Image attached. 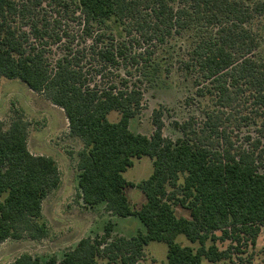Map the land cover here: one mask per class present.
I'll return each instance as SVG.
<instances>
[{"label":"trees","instance_id":"16d2710c","mask_svg":"<svg viewBox=\"0 0 264 264\" xmlns=\"http://www.w3.org/2000/svg\"><path fill=\"white\" fill-rule=\"evenodd\" d=\"M44 4L48 7L44 8ZM253 9L241 0H0V79L19 80L62 110L77 153L78 197L101 203L117 217L135 216L136 235L81 239L61 260L28 254L12 264H139L150 242L167 246V264H216L254 247L264 227V149L260 140L235 146L223 126L224 110H247L244 124L264 117V62L254 58L255 36L246 28ZM114 18L122 35L104 30ZM80 28L79 42L69 25ZM194 31L180 68L198 97L214 100L201 126L174 122L181 137L163 136L162 111H153L150 136L132 133L129 122L142 110L144 81L159 71L156 51L174 36ZM60 55L51 60V48ZM115 112L116 122L107 116ZM27 123L0 121V243L43 240L42 202L60 184L55 161L27 147ZM264 136V122L258 131ZM249 139V138H247ZM249 141V140H247ZM149 157L152 173L136 185L123 174L133 159ZM145 197L133 210L125 188ZM188 211L177 218L172 206ZM178 236L195 250L175 243ZM230 243L219 251L217 242ZM207 243H210L209 245Z\"/></svg>","mask_w":264,"mask_h":264},{"label":"rangeland","instance_id":"374dc122","mask_svg":"<svg viewBox=\"0 0 264 264\" xmlns=\"http://www.w3.org/2000/svg\"><path fill=\"white\" fill-rule=\"evenodd\" d=\"M253 9L254 4L264 0H241ZM48 7L44 4V8ZM246 28L255 36L257 49L254 58L264 62V15L254 13ZM104 30L116 38L122 35L121 26L114 18L106 21ZM69 33L79 42L80 28L69 25ZM194 31H185L171 38L160 47L153 57L159 71L151 73L142 87V110L129 122L132 133L150 136L154 130L151 118L153 111H162L164 137L172 141L181 137L173 123H184L191 118L201 126L206 112L218 109L209 97H198L193 78L180 68V60L187 57L194 40ZM78 34V35H77ZM51 60L60 55V49L51 48ZM221 116L223 126L235 143V146L248 145L260 140L264 149V136H259V129L264 122L258 118L250 124H244L241 116L247 114L242 107L236 111L224 110ZM23 119L27 127V147L31 154L52 158L58 168L60 184L42 202V221L48 227V236L39 241L27 239L7 240L0 243V264H12L19 256L28 254L45 260L51 256L61 260L64 254L72 250L84 238L102 236L108 223L111 225V238H130L145 228L135 217H117L108 213L101 203L94 207L85 206L78 197L76 167L77 153L81 143L68 136V124L61 109L53 106L42 96L32 92L19 80L0 79V121L8 127L15 118ZM110 122H116L119 115L115 112L107 116ZM249 138V139H247ZM249 140V141H247ZM152 173V160L149 157L133 159L132 166L123 174L124 179L133 186L146 180ZM125 195L133 210H138L145 203V197L136 187L125 188ZM177 218L189 219L188 211L179 206H172ZM175 243L193 250L197 244L178 236ZM208 245L210 243H207ZM219 251H225L230 243L217 242ZM245 253H232L231 257L216 264H264V227L261 228L254 247L241 249ZM167 246L161 242H150L143 248V257L139 264H167ZM98 260V264H102ZM206 264V262H205Z\"/></svg>","mask_w":264,"mask_h":264},{"label":"crops","instance_id":"0c3cea01","mask_svg":"<svg viewBox=\"0 0 264 264\" xmlns=\"http://www.w3.org/2000/svg\"><path fill=\"white\" fill-rule=\"evenodd\" d=\"M61 111H62V110H61ZM62 113H63V112H62ZM64 117H65V116H64ZM65 119H66V118H65ZM66 121H67V120H66ZM67 124H68V123H67ZM81 147H82V146H81ZM81 147H80V149H81ZM80 149H79V150H80ZM41 156H42V155H41Z\"/></svg>","mask_w":264,"mask_h":264}]
</instances>
